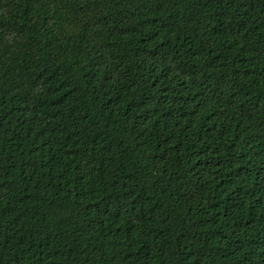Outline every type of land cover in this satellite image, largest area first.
Listing matches in <instances>:
<instances>
[{
	"label": "trees",
	"instance_id": "trees-1",
	"mask_svg": "<svg viewBox=\"0 0 264 264\" xmlns=\"http://www.w3.org/2000/svg\"><path fill=\"white\" fill-rule=\"evenodd\" d=\"M263 254L264 0H0V264Z\"/></svg>",
	"mask_w": 264,
	"mask_h": 264
},
{
	"label": "clouds",
	"instance_id": "clouds-1",
	"mask_svg": "<svg viewBox=\"0 0 264 264\" xmlns=\"http://www.w3.org/2000/svg\"><path fill=\"white\" fill-rule=\"evenodd\" d=\"M42 239H44L43 237H41ZM263 258H264V254H263Z\"/></svg>",
	"mask_w": 264,
	"mask_h": 264
}]
</instances>
